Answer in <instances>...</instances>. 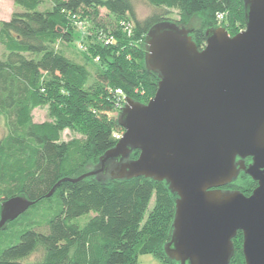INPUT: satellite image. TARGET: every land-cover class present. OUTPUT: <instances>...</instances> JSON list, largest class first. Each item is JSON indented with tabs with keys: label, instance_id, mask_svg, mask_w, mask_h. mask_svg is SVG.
I'll return each mask as SVG.
<instances>
[{
	"label": "trees",
	"instance_id": "1",
	"mask_svg": "<svg viewBox=\"0 0 264 264\" xmlns=\"http://www.w3.org/2000/svg\"><path fill=\"white\" fill-rule=\"evenodd\" d=\"M45 1L13 0L19 11L0 21V123L11 127L0 136V204L19 196L34 202L0 230V264H133L142 253L175 264L163 252L174 217L163 182L93 176L62 182L51 197L46 195L58 182L89 172L117 143L114 135L123 130L117 124L121 97L115 90L141 104L154 96L158 77L144 66V40L153 26L171 22L191 30L202 50L208 29L222 27L231 37L238 33L230 34L227 18L245 28L243 0H143L152 9L143 19L131 0H47L52 8L43 10ZM94 8L105 11L106 22L87 18L86 11ZM173 11L175 19L169 16ZM218 13L224 15L221 22ZM59 43L79 54L81 63L58 50ZM87 66L102 69L96 80L111 92L86 90ZM48 84L55 90L52 120L37 123L32 112L45 104ZM142 86L150 91L147 102L138 94ZM73 101L88 114L110 118L89 126L85 140L65 142L62 132L75 126ZM137 156L133 152L131 159ZM255 185L240 173L228 189L247 196ZM152 199L162 210L158 225L142 224ZM234 251L231 264L237 259L235 245ZM240 261L245 264L243 256Z\"/></svg>",
	"mask_w": 264,
	"mask_h": 264
},
{
	"label": "water",
	"instance_id": "2",
	"mask_svg": "<svg viewBox=\"0 0 264 264\" xmlns=\"http://www.w3.org/2000/svg\"><path fill=\"white\" fill-rule=\"evenodd\" d=\"M243 8L245 28L232 37L222 27L206 30L202 50L191 30L153 26L144 66L158 77L154 96L146 104L125 98L115 146L46 197L62 182L93 176L163 182L174 202L163 247L170 262L231 264L240 233L244 263L264 264V0H243ZM240 173L257 184L249 196L228 189ZM33 204L22 196L3 201L0 230Z\"/></svg>",
	"mask_w": 264,
	"mask_h": 264
},
{
	"label": "rangeland",
	"instance_id": "3",
	"mask_svg": "<svg viewBox=\"0 0 264 264\" xmlns=\"http://www.w3.org/2000/svg\"><path fill=\"white\" fill-rule=\"evenodd\" d=\"M131 1L134 5L135 13L139 19H143V18L147 17L150 13H152V9L150 7H148L143 0H131ZM51 8H52V5L50 4L49 1L46 0L43 3L41 9L51 10ZM15 11H19V8L13 4V0H0V21L8 20L9 17L11 16V14L14 13ZM86 12H88L87 18L90 19L91 21L92 20H94L96 22L100 21V20L105 21V22L107 21V14L105 13L104 10H101L100 8H94L93 10L90 9V10H87ZM169 16L173 19L177 18L175 11L171 12V14ZM226 21H227V25H228L227 28L230 31V34H235L239 31L243 30L244 26L242 23H239L238 21L237 22L232 21V19L230 17L227 18ZM76 38H77V36H76ZM105 42H104V44L106 45ZM61 47H62L61 43L56 45V48L58 50H60V49L62 50ZM2 51H3V48L0 45V56L2 54ZM62 52L68 54L73 60H76L78 62H80L82 60L80 58L79 54L75 53L74 51H71V47H70V50L66 49V51H65V49H63ZM129 68H133V66L129 65ZM87 69L89 70L90 76H91L89 79V82L86 86L87 91L93 93L96 90L101 89L104 92L105 91L111 92V90H112L111 87H104L102 84H99L96 80V74L101 72L102 69H100L98 67L94 68L92 66H87ZM133 70L134 69H132L131 71H133ZM44 83L46 84V81H44ZM47 87H48L47 92H46V95L44 96L45 97L44 98L45 104L42 107L37 108L32 112L33 121L37 122V123L52 120L51 113L53 112L52 108L54 107V99L53 98H54V91L55 90L52 89L50 84H48ZM138 90H139L138 94L140 95V98L143 101L147 102L150 98L149 89L147 87L142 86V87H140V89L138 88ZM56 108L59 109L61 112L63 111L62 113H64V115H66L68 113L62 107H56ZM71 108H72L73 112L75 113L74 119H73L75 126L62 132L61 141L66 142V141H70L73 139L85 140L86 131L88 130L87 128L89 126H91L95 121L99 120V121L103 122V121L110 118V115H104L103 116L102 113H98V112L94 113V114L93 113L88 114V109L86 107H84L81 104H77L74 101H73V106ZM85 115H88L89 117L85 116ZM5 125H6V123H5ZM10 128L11 127H9V126L3 127V125H1V123H0V136L9 132ZM93 169L94 168L91 169V166H90L86 169V171H92ZM161 211L162 210L155 207L154 200L152 199L142 224H144L147 221H150V223L158 225L157 213H159ZM234 245L236 247V256H237L236 262L234 264H241L240 260L242 259V256H241L240 251H239V248L241 245L240 235L237 236V238H235ZM133 264H168V263H164V262L159 261L150 253H142L136 257Z\"/></svg>",
	"mask_w": 264,
	"mask_h": 264
},
{
	"label": "built area",
	"instance_id": "4",
	"mask_svg": "<svg viewBox=\"0 0 264 264\" xmlns=\"http://www.w3.org/2000/svg\"><path fill=\"white\" fill-rule=\"evenodd\" d=\"M224 19V15L222 13H218L216 14V20L217 22H221ZM115 94L117 96H120V101L117 104V106L119 107V110L123 107V105L125 104V96L123 95L122 91L120 89L115 90ZM122 137V132L121 133H116L114 135V138L118 141L120 138Z\"/></svg>",
	"mask_w": 264,
	"mask_h": 264
},
{
	"label": "flooded vegetation",
	"instance_id": "5",
	"mask_svg": "<svg viewBox=\"0 0 264 264\" xmlns=\"http://www.w3.org/2000/svg\"><path fill=\"white\" fill-rule=\"evenodd\" d=\"M252 163V159L251 158H246L245 160H244V166L245 167H248L250 164ZM245 174V173H244ZM246 175V174H245ZM256 184V183H255ZM257 186V184L255 185V187ZM230 190V189H229ZM254 190V189H253ZM252 190V191H253ZM251 191V192H252ZM251 192L250 193H248V195L247 196H249L250 194H251Z\"/></svg>",
	"mask_w": 264,
	"mask_h": 264
}]
</instances>
